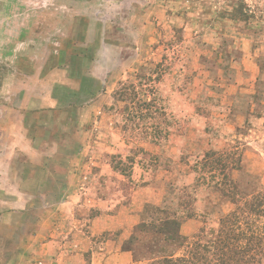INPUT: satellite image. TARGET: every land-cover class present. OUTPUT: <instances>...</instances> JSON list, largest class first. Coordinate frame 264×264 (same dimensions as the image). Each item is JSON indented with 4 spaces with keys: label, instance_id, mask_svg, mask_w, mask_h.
Masks as SVG:
<instances>
[{
    "label": "rangeland",
    "instance_id": "1",
    "mask_svg": "<svg viewBox=\"0 0 264 264\" xmlns=\"http://www.w3.org/2000/svg\"><path fill=\"white\" fill-rule=\"evenodd\" d=\"M85 176L146 200L122 244L137 261L199 262L159 220L214 243L251 200L233 249L264 264V0H0V255L36 212L67 228Z\"/></svg>",
    "mask_w": 264,
    "mask_h": 264
},
{
    "label": "crops",
    "instance_id": "2",
    "mask_svg": "<svg viewBox=\"0 0 264 264\" xmlns=\"http://www.w3.org/2000/svg\"><path fill=\"white\" fill-rule=\"evenodd\" d=\"M110 172L115 173L112 169ZM90 181L91 178L87 176L84 180L71 181V186H79L81 183L84 191L68 196L64 203L69 209L70 222L67 228L64 227L65 223H61L57 212L34 213L31 216L33 223L35 222L34 232L29 235L24 224L18 237L20 249H15L13 254L0 255V264H145L134 261L132 254L122 249V244L129 238L133 227L140 222L141 206L146 200L138 198L137 192L129 200L121 192L98 195L90 189ZM117 195L121 196L120 199ZM86 206L93 207L95 214L90 215L91 208L84 213L76 211ZM63 228L67 232L64 235ZM114 234L117 235L114 239L98 242L100 236ZM13 235L14 232L11 238H5L4 246L17 240ZM16 247L18 248L17 245ZM29 251L36 255V258L32 256L34 262L29 257Z\"/></svg>",
    "mask_w": 264,
    "mask_h": 264
},
{
    "label": "trees",
    "instance_id": "3",
    "mask_svg": "<svg viewBox=\"0 0 264 264\" xmlns=\"http://www.w3.org/2000/svg\"><path fill=\"white\" fill-rule=\"evenodd\" d=\"M234 167H238V165H235ZM234 167H230L229 169H234ZM217 186L221 187L220 184L219 185L217 184ZM235 189L236 188H233L232 193L233 191H235ZM252 206L253 205H251V200H249L245 202L242 207H240L239 213L233 212L230 213L225 218H223L219 223L220 229L217 232L218 233L217 238L215 239L214 243H212V241H205L200 237H196V238L193 237L194 242L188 243L187 238L182 237L178 232L179 223H177L176 218H174L175 216L171 218L173 219L171 221L169 220L165 221V219H167L166 216L162 220L160 219L159 221L162 224L161 223L159 224L160 230L158 233L166 229V232L164 230L162 234L164 236H167L168 237L167 239L171 241L174 244V247H177L179 251L183 249L185 244H188L190 249H192L191 250L192 252H190L189 254L194 256V258L196 257L199 258V260H197L196 258V261H199L196 263H200V262L204 263L205 254H211L212 256H217L219 258H222V260H220V262H218L217 264H257L255 261L256 250H254L253 248L251 249V248L243 247L236 252L233 249L235 245L232 244V242L236 241L235 232L237 230L241 232L249 228L252 229L253 225L255 226L257 220L256 217L252 215H258L260 211L259 212L256 211L255 213L254 210L255 207ZM247 209L249 213L247 212ZM260 213H263V211ZM243 234L244 233L241 232L242 236ZM241 240H246V238L242 237ZM126 251L132 254L134 261H137L134 258V254L132 250L129 249ZM180 263L190 264L184 258L175 259L174 253L165 256L164 259L161 260L160 262H155V261L152 262V264H180Z\"/></svg>",
    "mask_w": 264,
    "mask_h": 264
}]
</instances>
